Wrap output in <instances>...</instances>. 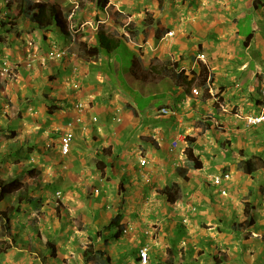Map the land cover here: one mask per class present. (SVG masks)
<instances>
[{
    "label": "crops",
    "instance_id": "0c3cea01",
    "mask_svg": "<svg viewBox=\"0 0 264 264\" xmlns=\"http://www.w3.org/2000/svg\"><path fill=\"white\" fill-rule=\"evenodd\" d=\"M5 1L0 70L18 69L0 77V179L23 187L0 200V264H84L90 244L110 264H139L145 246L149 264H264V164L241 166L264 160V124L244 120L264 111V0H31L69 15L67 34ZM54 50L68 54L48 61ZM226 174L224 196L211 180Z\"/></svg>",
    "mask_w": 264,
    "mask_h": 264
},
{
    "label": "trees",
    "instance_id": "16d2710c",
    "mask_svg": "<svg viewBox=\"0 0 264 264\" xmlns=\"http://www.w3.org/2000/svg\"><path fill=\"white\" fill-rule=\"evenodd\" d=\"M96 2L97 7L105 8L109 4V0H93ZM19 6H20V14L24 16H29L31 21L36 23L40 28L48 29L52 25L60 28V30L67 34L69 31V22H68V15L64 14L62 10L57 5H51L49 3H33L31 0H19ZM92 54L98 53V48H94L90 50ZM138 67V64L135 65ZM172 69H177L178 65L176 63L170 64ZM174 78L177 84H182L186 87L193 88V84L196 81L195 75L193 76H186L183 72H180L179 74H174ZM190 80V81H189ZM207 82V76L203 77L200 81V86L204 87ZM206 92V91H205ZM191 142V140H188ZM186 161L188 165H191V169L194 170H201L203 168V163L200 160L198 156H195L194 150L192 146L190 145L186 151ZM258 164H264V160H248L245 162H241L242 168H244V171L246 173H252L257 170ZM187 165V166H188ZM179 174L180 177L183 178L184 181H188L187 172L188 169L186 167V170L183 168H179ZM23 183L20 178H14L10 181H4L0 179V200L12 195L15 192H18L22 189ZM182 188L180 184L174 183L172 187L167 188L165 190V194L168 195L170 203H176L180 199V192ZM10 213L8 212H0V233L2 237H6V235H10L11 230V219L8 218V215ZM118 223L115 221L112 222V225H117ZM5 233V234H4ZM0 241V251L8 250L10 247H12V244L9 243L7 240L5 242ZM13 243L15 242L14 239H12ZM7 243V244H5ZM9 243V244H8ZM47 249V257L49 259L54 260L56 255V247L54 242H47L46 244ZM83 262L84 264H94L97 262H103V263H111V258H105V254L101 250H96L93 245H89L85 253L83 254Z\"/></svg>",
    "mask_w": 264,
    "mask_h": 264
},
{
    "label": "built area",
    "instance_id": "2783aa9c",
    "mask_svg": "<svg viewBox=\"0 0 264 264\" xmlns=\"http://www.w3.org/2000/svg\"><path fill=\"white\" fill-rule=\"evenodd\" d=\"M73 13H72V17H73ZM170 36H173V33H169ZM68 54V51L66 50H54L51 51L50 53L47 54V60L48 61H52V60H61L64 57H66V55ZM206 57L205 55L201 54L199 56V60L201 61H205ZM15 76V72L14 69L11 68L10 66H6L3 67V69L0 70V77L2 79H10L12 77ZM210 78L208 79V83H210ZM194 94L198 95L199 91L198 90H194L193 91ZM264 95V94H263ZM80 107V106H79ZM168 110H162V113L167 114ZM238 119L241 118L240 116L237 117ZM246 124L248 127H256L258 125L264 124V111L261 112L260 114L257 115H252L249 117L245 118ZM72 141H73V134L72 133H67L63 140H62V153L64 155H67L70 153L71 151V145H72ZM176 147V144L173 143V148ZM145 164V161H142V165ZM231 179V176L229 174L223 175V176H216L213 177L211 182L214 186L221 188V193L222 195H226L227 191L223 190V184L224 181H229ZM58 197L61 194H57ZM148 257H149V250L147 247H144L140 250V264H148Z\"/></svg>",
    "mask_w": 264,
    "mask_h": 264
},
{
    "label": "clouds",
    "instance_id": "9594fccd",
    "mask_svg": "<svg viewBox=\"0 0 264 264\" xmlns=\"http://www.w3.org/2000/svg\"><path fill=\"white\" fill-rule=\"evenodd\" d=\"M16 2H18V0H15ZM5 4L7 5V7L8 8H11V7H13L12 6V4H13V0H6L5 1ZM73 13V12H72ZM69 16V15H68ZM71 17H72V15H71ZM68 20H69V17H68ZM11 68H13L14 69V72L16 73V71H17V66H10ZM15 77V76H14ZM14 77H12V78H14ZM209 79V78H208ZM194 90H198L199 91V94L201 93V91L203 90L204 92L206 91V92H208V90L210 91V84L208 83V80H207V84H206V87L205 88H202V90L199 88V89H194ZM193 90V91H194ZM194 94V93H193ZM198 94V95H199ZM194 95H196V94H194ZM79 106L80 105H77L76 106V108H79ZM81 107V106H80ZM165 110H167V109H165ZM263 112V111H262ZM168 113H172V112H170L169 110H168V112H167V114ZM164 114V113H163ZM249 117V116H248ZM244 120H245V118H244ZM68 133H71V132H68ZM67 134V133H66ZM73 134V133H72ZM73 138H74V135H73ZM187 167V166H186ZM59 194V193H58ZM145 247H147V246H145ZM148 248V247H147ZM141 250V249H140ZM140 250H139V264H140ZM148 250H149V248H148ZM148 264H149V257H148Z\"/></svg>",
    "mask_w": 264,
    "mask_h": 264
},
{
    "label": "rangeland",
    "instance_id": "374dc122",
    "mask_svg": "<svg viewBox=\"0 0 264 264\" xmlns=\"http://www.w3.org/2000/svg\"><path fill=\"white\" fill-rule=\"evenodd\" d=\"M50 53V52H49ZM155 74H157V73H155ZM0 236H1V233H0ZM2 237V236H1ZM2 241V240H1ZM6 240H3V242H5ZM8 241V240H7ZM9 243H10V241H8ZM13 242V241H12ZM8 243V244H9ZM5 244H7V243H5ZM222 257V256H221ZM102 264H104L103 262H101Z\"/></svg>",
    "mask_w": 264,
    "mask_h": 264
},
{
    "label": "bare ground",
    "instance_id": "6f19581e",
    "mask_svg": "<svg viewBox=\"0 0 264 264\" xmlns=\"http://www.w3.org/2000/svg\"><path fill=\"white\" fill-rule=\"evenodd\" d=\"M85 253V252H84Z\"/></svg>",
    "mask_w": 264,
    "mask_h": 264
}]
</instances>
